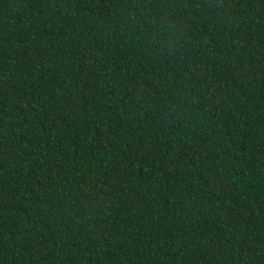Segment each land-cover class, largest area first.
<instances>
[{
  "label": "trees",
  "instance_id": "16d2710c",
  "mask_svg": "<svg viewBox=\"0 0 264 264\" xmlns=\"http://www.w3.org/2000/svg\"><path fill=\"white\" fill-rule=\"evenodd\" d=\"M0 264H264V0H0Z\"/></svg>",
  "mask_w": 264,
  "mask_h": 264
}]
</instances>
